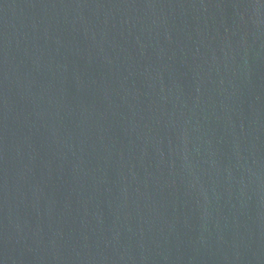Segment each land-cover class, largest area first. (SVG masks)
Returning <instances> with one entry per match:
<instances>
[{"label": "water", "instance_id": "95a60500", "mask_svg": "<svg viewBox=\"0 0 264 264\" xmlns=\"http://www.w3.org/2000/svg\"><path fill=\"white\" fill-rule=\"evenodd\" d=\"M0 264H264V0H0Z\"/></svg>", "mask_w": 264, "mask_h": 264}]
</instances>
